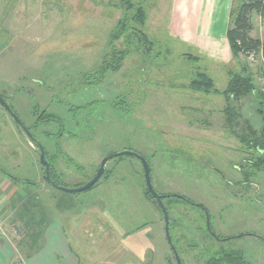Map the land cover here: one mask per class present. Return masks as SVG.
Returning a JSON list of instances; mask_svg holds the SVG:
<instances>
[{
	"label": "rangeland",
	"instance_id": "obj_1",
	"mask_svg": "<svg viewBox=\"0 0 264 264\" xmlns=\"http://www.w3.org/2000/svg\"><path fill=\"white\" fill-rule=\"evenodd\" d=\"M195 2L191 9V0H147V29L163 46V55L144 62L133 53L103 84L86 87L80 76L98 68L122 16L117 0H0V95L35 136L31 139L0 103V167L37 180L40 143L63 184L75 188L94 177L110 153L138 152L149 160L153 186L163 195L182 264H205L232 250L241 251L250 264H264V172L249 168L257 153L239 138L246 125L263 128L261 99L248 95L228 102L222 94L231 72H251L264 97V62L260 55L234 57L227 43L206 35L193 37L188 30L197 23L192 14L198 16L200 8L207 13L209 2L214 11L215 4ZM244 2L236 0L235 10ZM252 22L251 34L264 41V12H253ZM198 73H207L220 92L193 90ZM122 96L128 106L137 104L134 112L119 104L123 100L118 108L112 105ZM228 103L239 113L233 124L225 111ZM49 114L62 119V134L61 124L49 122ZM106 170L97 186L75 194L40 180L54 194V206L65 197L88 207V197L99 195L103 237L97 236L99 227L95 233L77 229L88 260L78 253L81 264H132L141 258L136 248L146 249L140 264H177L164 215L144 194L140 160L112 158ZM174 194L185 198L169 196ZM42 199L43 205H52ZM108 211L126 228L117 225L116 236L104 226L108 218L102 213ZM0 214L3 227L20 239L23 229L12 230L8 214ZM141 226L143 231H137ZM228 237L234 238L225 241Z\"/></svg>",
	"mask_w": 264,
	"mask_h": 264
},
{
	"label": "crops",
	"instance_id": "obj_2",
	"mask_svg": "<svg viewBox=\"0 0 264 264\" xmlns=\"http://www.w3.org/2000/svg\"><path fill=\"white\" fill-rule=\"evenodd\" d=\"M214 1V11H212L211 2H209V10L207 13L203 14L200 8L198 16L197 14H192V18L195 19L198 24H202V27L198 26L197 23H195V26L190 25V27H186H188L190 33H193V37L206 35L209 37V40L227 43L230 49L227 35L231 24V12L236 6V0ZM195 4V0H191V9H193ZM192 15L189 14L188 17L190 18ZM184 18L183 16V19ZM189 22H191V19ZM209 25L211 26L210 28ZM259 55L262 57L261 54ZM1 172L0 210L8 214L6 220H8L9 226L13 225L12 227H15L12 228V230H15L16 226L19 225L21 229H23L24 234L18 239L11 235L13 232L8 229L7 226L3 227L2 231L0 230V264H81L78 253L81 252V254L84 255L86 253L82 250L83 244L80 240L83 234L78 232L77 229L83 226V232L90 229L95 233V228L99 227L97 236L103 237V233L100 230L102 223L99 219L101 216V207L96 201V198L99 196L98 193L88 197L91 201L88 207H82L79 202L76 203L71 201V199L66 200L65 197H60L59 201L54 206V194L50 192L47 193V187H44L40 183L41 179L45 181L42 167L38 171L37 180L35 178H22L13 176L7 172ZM11 177L20 180V182L17 184L14 183ZM100 189L101 188L97 190ZM38 190H44V192H46L45 194H39L37 193ZM42 197L44 200L47 199L52 205L47 203L43 205L42 203L44 201ZM138 199L141 200L140 198ZM143 200H145L147 206H151L146 198ZM139 202L142 205L144 204L142 201ZM84 209L91 211L87 215L81 216L80 213L84 214ZM73 213H77V215ZM102 214L108 218L104 226L107 227L106 229L113 235L116 236L117 225L122 226L123 229L125 228L124 224L118 223L117 218L115 216L113 217L112 213ZM138 218L139 217L136 216V220H138ZM159 218L160 217H158V219ZM123 229L120 232L121 234L126 232V230ZM137 231H143V226L137 229ZM107 232L105 231V233ZM126 234L129 235L130 232ZM148 236L150 238L151 234ZM86 240L88 239L85 238V241ZM72 243L76 248L75 251L72 247ZM90 247L91 246H89V249ZM136 250L137 252L135 253L137 255L140 253V256H138L141 258L137 261H133L132 264H140V259H142L146 249L136 248ZM84 259L87 260L86 255ZM88 263L89 262H86V264Z\"/></svg>",
	"mask_w": 264,
	"mask_h": 264
},
{
	"label": "trees",
	"instance_id": "obj_3",
	"mask_svg": "<svg viewBox=\"0 0 264 264\" xmlns=\"http://www.w3.org/2000/svg\"><path fill=\"white\" fill-rule=\"evenodd\" d=\"M146 3L147 0H117L116 7L122 11V16L120 17L114 29L111 31L109 35V39L106 44L107 50L98 68L93 73H86L80 76L82 86L95 87L103 84L105 79L110 74H114L121 70L124 61L127 58H129V56L133 53L137 54L138 57L142 58L144 62L155 61L156 57L160 58L163 55L164 52L163 46L157 40L153 39L149 35L147 29L149 27L148 26L149 13L146 8ZM253 12H260V13L264 12V0H245V2L242 4V6L238 11L235 10V8H233L231 12V24L228 29L227 37L229 40L231 52L234 57H238L241 54L245 56H256L261 54L264 60V42L261 39L255 38L251 35V32L253 30V22H252ZM192 89L195 91L215 93V94L220 92L219 89L216 88L213 79L209 77L207 73L196 74V76L193 79ZM222 94L225 96L228 102H230L231 100L242 99L243 97H246L248 95H255L256 98L261 99L260 103L262 109L260 108L259 110L264 117L263 93L259 92L257 88V84L254 79V75H252L251 72H248L246 76H243V73L241 72H231V79L228 82V85L226 89L222 92ZM120 100L124 101L123 103L121 102L119 103L121 104V106L123 105L125 106L129 102V101L126 102L127 100L126 97L122 96L116 98V100L112 103V105L118 108L119 106H117V102H119ZM131 101L133 100H130V102ZM87 106L89 105H86L85 107ZM129 106H132L131 109L134 112L135 111L134 107H136L137 104H134L133 102V104ZM129 106L127 105L126 107L127 110H131L129 109ZM82 108L84 107L72 106L71 110L74 109L80 110ZM225 111L228 114V119L230 123L233 124L234 118L239 115L238 111H236L230 105V103L227 104ZM47 118L49 122L56 121L61 124L60 134H62L64 131L62 119L53 114H49ZM23 124L25 123L23 122ZM27 128L31 132L30 127ZM242 131L243 134L239 137L240 140L244 144L249 146L251 150L257 153V155L253 156L252 159L249 160L248 162L249 168H251L255 172H264V125L260 131L255 130L251 125H246ZM41 146L43 147V145ZM45 154H46V158L49 160L48 153L46 150H45ZM121 156L123 155L113 156L112 158L121 157ZM54 166L55 165L50 161L49 173L51 179L57 185L65 186L60 176H58ZM42 169L45 173V168L43 166ZM0 170L5 172V170L1 167ZM107 172L108 171L106 170L104 176L107 174ZM11 178L13 179V182L16 184L20 182V180L16 178L13 177ZM98 183L99 181L88 190L93 189L95 186H97ZM144 194L146 198L150 200L153 204H155L162 212V209L158 201L150 194L146 186L144 189ZM169 196H173L177 198L179 197L183 199L185 198V197H180L179 195L176 194ZM164 197L166 198L167 196ZM209 232L212 233V227H209ZM244 235L245 234H242L240 236H244ZM233 238L234 237H228L224 240L225 241L232 240ZM205 264H250V263L247 261L244 254L241 251L232 250V251L224 252L219 255L211 256L206 261Z\"/></svg>",
	"mask_w": 264,
	"mask_h": 264
},
{
	"label": "water",
	"instance_id": "obj_4",
	"mask_svg": "<svg viewBox=\"0 0 264 264\" xmlns=\"http://www.w3.org/2000/svg\"><path fill=\"white\" fill-rule=\"evenodd\" d=\"M0 103L10 113V115L14 119V121L22 127V129L25 131V133L31 139L35 140V137H33L31 132L27 128V126L25 124H23V121L18 117L17 113H15V111L12 109V107L9 105V103L1 95H0ZM39 149H40V163L45 168L44 179L53 187H55V188H57L63 192L70 193V194L80 193V192L86 191V190L90 189L92 186H94L104 175L105 170H106V164L113 156L130 155V156H134V157L138 158L142 164V167H143L146 187H147L148 191L150 192V194L158 201V203L162 209V212L164 215L165 233H166L167 241H168V243H169V245H170V247H171V249L175 255L177 264H182V260L180 258L179 252L173 243L171 233H170L169 211H168L166 205L164 204L163 195L159 194L153 186L152 178H151V167H150L148 160L143 155H141L138 152L131 151V150L111 153V154L107 155L101 161L100 167L97 170V173L95 174L94 177H92L84 185H81V186H78L75 188H70V187L63 186V185H57L56 183L53 182V180L51 179L50 173H49L50 163L46 160L45 150L40 145V143H39Z\"/></svg>",
	"mask_w": 264,
	"mask_h": 264
},
{
	"label": "built area",
	"instance_id": "obj_5",
	"mask_svg": "<svg viewBox=\"0 0 264 264\" xmlns=\"http://www.w3.org/2000/svg\"><path fill=\"white\" fill-rule=\"evenodd\" d=\"M0 213H1V210H0ZM3 224H4V219L2 215L0 214V230L3 229Z\"/></svg>",
	"mask_w": 264,
	"mask_h": 264
},
{
	"label": "bare ground",
	"instance_id": "obj_6",
	"mask_svg": "<svg viewBox=\"0 0 264 264\" xmlns=\"http://www.w3.org/2000/svg\"><path fill=\"white\" fill-rule=\"evenodd\" d=\"M48 160V159H47Z\"/></svg>",
	"mask_w": 264,
	"mask_h": 264
}]
</instances>
